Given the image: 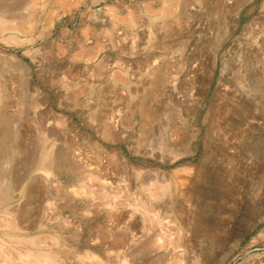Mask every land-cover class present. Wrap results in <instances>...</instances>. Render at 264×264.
<instances>
[{
    "label": "rangeland",
    "instance_id": "374dc122",
    "mask_svg": "<svg viewBox=\"0 0 264 264\" xmlns=\"http://www.w3.org/2000/svg\"><path fill=\"white\" fill-rule=\"evenodd\" d=\"M6 3L0 6L16 5L3 16L12 18L1 16L6 29L31 16L27 0ZM262 5L257 15L246 0L216 67L201 57L188 77L181 72L189 62L176 54L196 39L187 25L173 50L153 39L145 60L142 50L96 53L101 71L71 59L86 6L74 20L63 15L49 35L40 34L46 18L40 8L35 32L6 30L0 37V264H34L48 252L58 261L46 264H264ZM103 6L93 12L106 29ZM255 17L258 68L249 39ZM237 56L247 66L223 70L224 60ZM116 61L129 68V86L108 80L121 70ZM149 67L159 68L161 79L148 78ZM237 74L245 81L220 82ZM16 218L23 230L10 227Z\"/></svg>",
    "mask_w": 264,
    "mask_h": 264
},
{
    "label": "bare ground",
    "instance_id": "6f19581e",
    "mask_svg": "<svg viewBox=\"0 0 264 264\" xmlns=\"http://www.w3.org/2000/svg\"><path fill=\"white\" fill-rule=\"evenodd\" d=\"M50 1L51 0H27L26 6L28 7V9L30 8V10H31L30 15L31 16H28L26 18L22 17V19L17 18V20H15V22H14L15 25H12V28H9L10 26L8 27V25H7V28L14 30V31L10 30L11 32H16V33L18 32L17 34H19V32H23V35L25 32L29 33V34L35 32V29L38 28L37 27L38 21L34 19L35 18L34 10L36 8H40L41 14L46 15L43 30L39 28L40 31L42 30L40 34L49 35L55 29L57 21L60 20V18L63 15L69 14L68 16H71L72 19L74 20L76 14L80 11L81 7L83 6V8H84V6H86L85 9H82L80 11V17H81L80 24L83 26V31L81 33H83V35H82L81 39H77V40H79L76 43L77 44V48H76L77 51L74 53L73 57L71 56V59L73 58L74 61H76V62L83 60L85 63H88V64L95 63L99 67L100 66L105 67L103 64V60H99L97 62V54L96 53H98V52L100 53L101 51H104L108 48L110 49L109 51H113V52L116 51V52H120V53L123 52L124 54H126L128 52V50H132V52L137 51V50H139L141 52V50H142V52L145 54L144 55L145 57L143 56L144 58H141V59L145 60V59H148V57L151 54V53L148 54L147 52H148L150 44H151L150 42L153 39H154V41L163 40L164 42L167 43V48L172 49L170 47L175 46L174 43L176 42V39L178 37V35H177L178 31L180 32L182 27L184 28V25H185V28H186V25H187V29H190V30L193 29V33L196 36V39L195 40L194 39L193 40L187 39L183 42V45L180 48L177 47V49H176L177 50L176 54L178 55V61L180 59H185L187 62H189V65H190V66L187 65L186 71H184V73L181 72L182 74L185 75V77H188V75H189L188 73L193 68L201 65L200 63L197 62L198 59L201 57L202 58L204 57L205 59H208V60L210 59L212 66L216 67L217 61H218V56H217L218 50H220L224 46V44H226L225 42L227 41L228 37L231 35L232 31H234L235 29H237L239 27V21L241 20V16H242V12H243V6L246 3V0H238V1L237 0H234V1H232V0H113V2H110L112 0H91L92 5L89 6L88 2L90 0H55L52 5H49ZM251 1H253V6H254L253 11H256L257 15H259V10L263 6L262 2L264 0L263 1L251 0ZM6 2H7V0H0V4H5ZM17 3L19 4V2H17ZM23 3H22V5L25 4V3L24 4ZM13 4H16V3H13ZM101 4H104L102 10L100 11V14H103L106 16V19H107L106 23H105L107 25L106 29H105L104 25H102V24L98 25L96 23V21H95L96 17H95V14L93 12V8L95 6L101 5ZM6 5H7V3H6ZM19 6L21 7V4ZM14 7L4 8V7L0 6V37H2L4 35L6 30H9V29H6L5 26L1 25V21L3 20L2 18L7 17V16H5V17H3V16L14 11L16 9ZM48 7H50V8L47 9ZM11 15H13V14H11ZM1 16H2V18H1ZM13 16H15V15H13ZM9 17H7V18H9ZM10 18H12V16ZM14 19H16V18H14ZM72 19H70V20H72ZM212 19H215L217 22L212 20ZM68 20H69V18H68ZM192 21H196V23H194ZM4 22L8 23L10 21L8 20V21H4ZM14 23H12V24H14ZM41 23H43V22H41ZM156 23H157V25L159 23V25L157 26ZM232 23L234 24V27L232 26L233 28H231ZM252 24H253V27H252L253 29L249 33V39L253 42L255 50L253 52L254 59H253L252 63L251 62L250 63L254 68H258L260 61H261V56H260V26H261L260 18L255 17ZM214 26H215V28L217 27V33H213L215 31ZM103 33H105V34H103ZM245 37H246V35H245ZM247 38H245V39H247ZM8 39L17 40V38L14 36H12V37L9 36ZM28 39H29V37H28ZM30 39H31V37H30ZM18 41H20V40L18 39ZM4 42H6V41H4ZM8 42H9V40H8ZM20 42H22V41H20ZM16 45H19V43L17 42ZM156 47H158V46H156ZM151 49H153V48H151ZM164 49H165V47H164ZM164 49L162 48V50H164ZM32 52L30 50L27 53L31 54ZM36 52H37V50H36ZM140 52H138V53H140ZM62 53H64V52L62 51ZM28 54H26V55H28ZM233 56H234V54H233ZM128 57L130 58L131 55L130 56L128 55ZM153 58H154V56H153ZM115 59H117V58H115ZM171 59H173V58L171 57ZM229 59H231V58H229ZM161 60H163V59H161ZM12 61H13L12 63L15 65H21V64H19L20 63L19 61L16 62L15 58H12ZM135 61H137V60H135ZM155 62H157V61H155ZM172 62H174V60ZM154 64H153V66H154ZM229 64H231V65L233 64L231 67L236 65L239 69L247 66L246 63L244 62V60L238 57L237 59H235V61L234 60H224L223 70L226 69L229 66ZM115 65H117V68L121 69V70L120 71H118V70L114 71L111 69L112 75L110 76V79H108V80L112 81L113 83L114 82H120V83H123V84L125 83L126 85H128L129 84L128 82L130 80L129 78H132V75L131 76L129 75V68H126L124 66V64H121L120 62H117V61H116V63H114V66ZM127 67H129V66H127ZM156 67H159V66H156ZM183 67H184V64H183ZM151 68L149 67V69H151ZM159 68H161V66ZM159 68H156V69L158 70ZM103 69H105V68H103ZM156 69H154L155 71H153L151 69L153 72H150V74H149L150 77H148V78L156 79L158 77V75L160 76V74L158 73V71H156ZM89 70L91 71V69H89ZM99 70L101 71L102 68ZM68 73L70 74V72H68ZM222 73H223V71H222ZM66 74H67V70H66ZM72 74L73 73H71V75ZM75 74H78V73H75ZM242 78L243 77H241L240 75L237 74V76H235V78H233V79L223 77L220 79V82L226 83V81L228 80L229 82L241 83V81L242 82L245 81ZM160 79H161V76H160ZM91 81L93 83L97 84L101 81V78H100V76L96 75L93 77V79ZM156 81H158V80H156ZM97 90H98V88H97ZM81 93H83V92H81ZM78 94H79V92H78ZM78 96L80 97L81 95L79 94ZM177 96H180V94ZM3 100H4L3 93L0 90V105L2 104ZM51 152H53V151H51ZM53 161H54V159H53ZM56 162H57V160H56ZM50 163H52V162H50ZM90 179H92V178H90ZM150 209H152V208H150ZM144 215H145V213H144ZM5 223H6V221H5ZM12 223H11L12 225H10V227L14 226V228H16L17 230L18 229L21 230L23 228L22 222L18 218H16L15 221H13ZM7 226L9 228V225H6L5 228H7ZM28 240H29V238H28ZM0 243H1V241H0ZM31 243H33V242H31ZM34 246H35V243H34ZM39 253H40V251H39ZM40 254H42V253H40ZM85 255L87 257L88 253H86ZM45 256H46V258H44V259H41L40 257L37 256L38 259L40 258L41 260L35 262V260L33 259L35 262L34 264H41V263L46 264L47 261L51 262V263H53L54 261H58L57 259L54 260V258H56V257L53 256L52 254H49V252ZM80 256L81 255H79V257ZM37 257H36V259H37ZM86 257L83 256L80 258L85 259ZM92 257L94 258V255H92ZM31 258L29 260H31ZM87 258H89V257H87ZM93 258L91 259V261L96 260L95 258H97V257H95L94 260H93ZM19 259H21V258H19ZM88 261H89V259H88ZM94 262H97V261H94Z\"/></svg>",
    "mask_w": 264,
    "mask_h": 264
}]
</instances>
